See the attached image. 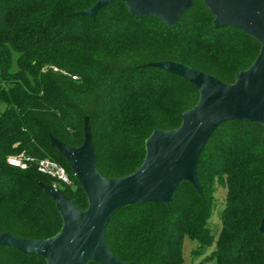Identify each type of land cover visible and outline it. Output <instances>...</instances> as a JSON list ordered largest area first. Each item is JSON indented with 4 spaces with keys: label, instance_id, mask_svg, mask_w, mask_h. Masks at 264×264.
Here are the masks:
<instances>
[{
    "label": "trees",
    "instance_id": "obj_1",
    "mask_svg": "<svg viewBox=\"0 0 264 264\" xmlns=\"http://www.w3.org/2000/svg\"><path fill=\"white\" fill-rule=\"evenodd\" d=\"M97 1L0 0L1 233L28 240L60 233L63 218L40 182L56 185L87 211L88 198L52 138L81 147L89 118L97 170L118 179L143 164L145 142L155 130L182 125L200 93L152 64L181 63L232 85L261 52V44L242 30L215 28L202 0L172 27L153 16H132L123 2L104 7L95 19L79 14ZM263 138L259 123L219 126L200 157L203 195L185 181L171 206L120 209L106 230L108 248L125 263L185 264L183 240L189 236L198 243L194 256H206L201 264H264ZM21 154L56 161L71 183L41 174L36 163L27 170L9 165V158ZM218 188L226 190L221 226L210 223ZM0 264L47 262L0 247Z\"/></svg>",
    "mask_w": 264,
    "mask_h": 264
},
{
    "label": "water",
    "instance_id": "obj_2",
    "mask_svg": "<svg viewBox=\"0 0 264 264\" xmlns=\"http://www.w3.org/2000/svg\"><path fill=\"white\" fill-rule=\"evenodd\" d=\"M202 1L215 17V28L240 29L261 44L255 63L237 73L232 85L181 63L152 64L187 80L200 93L199 103L183 114L182 125L171 131L155 130L145 142L143 164L133 174L118 179H106L97 170L89 118L85 120L81 147L52 138V146L69 163L89 207L85 212L78 210L60 189L40 182V188L54 200L63 218L62 230L47 240L22 239L0 232V247L42 257L47 264H131L117 258L106 244V230L116 212L145 203L171 206L176 190L185 181L203 195L198 167L216 129L231 121L264 127V0ZM116 2L125 3L134 17L153 16L172 27L192 9L195 0H98L79 14L95 19L104 7ZM259 230L264 236V217Z\"/></svg>",
    "mask_w": 264,
    "mask_h": 264
},
{
    "label": "built area",
    "instance_id": "obj_3",
    "mask_svg": "<svg viewBox=\"0 0 264 264\" xmlns=\"http://www.w3.org/2000/svg\"><path fill=\"white\" fill-rule=\"evenodd\" d=\"M74 79H76V77H74ZM8 163L13 167L20 168L22 170H27L32 163H36L38 171L41 174L48 176L54 179L56 182L62 184L71 183L70 177L66 169L56 161L51 160L49 158L40 161H35L33 158L27 157L25 154H21L19 156L9 158ZM53 186L57 188L56 185Z\"/></svg>",
    "mask_w": 264,
    "mask_h": 264
},
{
    "label": "rangeland",
    "instance_id": "obj_4",
    "mask_svg": "<svg viewBox=\"0 0 264 264\" xmlns=\"http://www.w3.org/2000/svg\"><path fill=\"white\" fill-rule=\"evenodd\" d=\"M5 109V104L0 103V112ZM226 196V190L223 188H218L217 192L215 194L216 200H217V208L215 211V214L210 220V223L212 225H219L221 226L220 218H219V211L224 206V200ZM198 243L197 241L191 239L189 236H186L183 240V254L185 259V264H201V262L206 258V256H202L199 258H196L194 256V250L197 248ZM214 249V246L208 249L209 254Z\"/></svg>",
    "mask_w": 264,
    "mask_h": 264
}]
</instances>
